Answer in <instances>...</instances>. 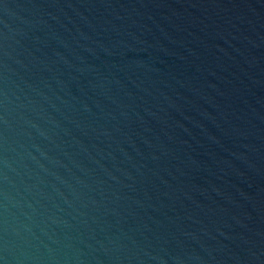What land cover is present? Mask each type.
Segmentation results:
<instances>
[{
    "label": "water",
    "instance_id": "water-1",
    "mask_svg": "<svg viewBox=\"0 0 264 264\" xmlns=\"http://www.w3.org/2000/svg\"><path fill=\"white\" fill-rule=\"evenodd\" d=\"M0 264H264V0H0Z\"/></svg>",
    "mask_w": 264,
    "mask_h": 264
}]
</instances>
